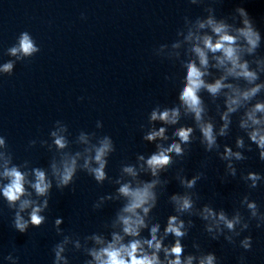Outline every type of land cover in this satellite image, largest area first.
Returning a JSON list of instances; mask_svg holds the SVG:
<instances>
[{"label":"clouds","instance_id":"9594fccd","mask_svg":"<svg viewBox=\"0 0 264 264\" xmlns=\"http://www.w3.org/2000/svg\"><path fill=\"white\" fill-rule=\"evenodd\" d=\"M192 2L195 3V0H192ZM237 11H239L241 17H243V27L237 28L235 30L236 34H231L229 32V26L223 21L217 22L210 17L206 21V24L216 36L215 42H213V37L210 35L193 37L191 32H189L186 38L188 40L195 39L197 41V45L192 51L198 57L200 67H198L195 62L187 64L185 84L178 95V99L185 107L186 112L193 114L202 136V143L206 144V151H210L214 146L218 147V145L213 124L203 121L204 107L202 99L198 95L201 89H206L212 96H216L224 88L232 90V94L228 95L226 99L227 110L220 117L223 124L220 128L219 135L225 136L229 124L231 123L229 114L236 112L242 105V102L250 101L262 88H264V84L255 83L259 79L257 71L250 69L248 61L241 59L242 53L246 52L251 55L260 47L261 34L254 27L253 22L249 19L248 14L243 8H239ZM199 27L204 28L205 22H199ZM238 41H242L243 43H238ZM201 44L203 45L202 47L200 46ZM173 47H179V45L174 44ZM38 52H40V48L28 32L21 33L18 45L9 49V53L13 56H17L18 59L32 57ZM207 52L220 53L221 55L214 57L217 61L215 66L223 67L225 70V75H222L212 83L205 82L203 77L207 75V72L201 70L202 68L205 70L208 68L209 60ZM256 63L259 66L264 62L257 61ZM13 68V62L9 61L0 66V72L11 74ZM228 77L241 78L248 84L254 86L241 91L238 88H234L231 84H226L224 82ZM258 113L264 114V102H257L245 113L246 118L241 120L240 127L243 129H251L247 133L248 138L259 150V159L264 161V127H261V125H264V116L258 117ZM179 117L180 110L178 107L170 109L165 108L163 110L155 108L151 111L149 120L150 122L161 121L166 125H175L178 123ZM97 126H101L99 121L97 122ZM165 132V127H160L158 130L152 129L143 136V139L148 142L156 141L158 138L166 140L167 136ZM192 133V127H180L174 132V136L178 137L179 143H172L166 148L158 144L157 152L151 154L147 158L142 155L138 156L137 159L144 161L152 176L155 177L161 170L165 169L173 162V153L177 156L183 155L184 150L181 145L190 143ZM51 135L55 137L54 143L58 148L63 149L66 147L67 141L64 136L58 135L56 132H52ZM80 140L87 142V138L83 134H81ZM4 145V139L0 138V146ZM244 146L243 138H237L236 147L244 148ZM93 147L95 152L94 160L98 166H90L89 159H85L83 168L87 170L97 183H103L107 179L105 168L108 164V160L106 157L115 151V145L113 140L105 135L99 141V146ZM76 155L79 156L80 154L77 153ZM3 157L4 154L0 153V158ZM221 159L228 161L226 165L228 175L225 177L231 176L235 178L237 170L232 164V160L244 161L246 157L242 152H234L231 147L225 146L221 154ZM9 162L10 158L5 160L6 165ZM51 167L58 190H63L74 183L77 171V161L74 157L63 160L60 167L55 163H53ZM141 167L143 168L144 165H141ZM122 172L133 178L137 176L136 168L133 165H124L122 167ZM33 175V181L27 180L26 174L19 170L16 165L11 167L5 166L3 172H0V176L8 181L6 184L0 186V197L6 201L9 209L14 210L12 226L20 233H26L30 227L39 228L46 223L47 219L43 213H45L49 207L53 183L52 180L47 177L45 171L40 168L33 169ZM200 178V175L193 176L191 179H182L181 183L187 188H194L197 180ZM242 178L251 182L248 185L250 190L256 189L259 183L264 181V175L255 171H248ZM157 183H159L158 180H152L151 182H145L142 186H137L135 188H133L130 183L120 184L117 191L120 196L127 199V203L117 214L116 223L122 226L124 236H130L134 239L130 240L128 243H124L123 236L118 233H112V239L106 246L100 247L99 249L93 248L88 250V254L92 257V260L88 261L87 264H93V261L95 264H194V261H198V264H219L218 257L214 252H207L199 257L191 254L186 257L184 256L185 246L182 240L188 232L185 227V221L179 219L177 215L168 217L163 237H158L160 226L159 224H155L150 228L149 239H136V237L140 236L141 230L148 227L145 217L156 207L157 197L153 189ZM26 184L34 191L36 197L44 198L42 202L23 198L32 195V193L26 189ZM104 199L105 197L103 196L99 198L101 202ZM171 200L175 205V211L177 213H193L195 202L191 195H173ZM240 204L246 207L248 212L247 218H245L239 210L229 218L223 209L216 211L208 205H204L203 208L196 213L203 221H210V223L205 224L204 231L209 234L215 233L211 236V239L218 240L219 237L224 234L225 229L233 233V236L239 237L242 232L249 229L252 220L256 221L257 228L264 226V213L260 211L255 200H251L249 195L246 194L240 199ZM99 207L100 204L98 203L93 205L94 209H98ZM26 210H29L27 216L22 215ZM62 223V217L55 219L54 227L57 233L61 231L59 225ZM188 225L189 227L194 226L191 220L188 221ZM237 226H239V231L237 230ZM168 235L173 236L175 239L170 246H165L163 244V239ZM233 236H224V239L230 244H235ZM91 238L95 240L97 244L105 243L99 236L93 235ZM68 241L69 237L65 236L62 242L54 245L52 249L54 253L53 264H68L67 257L63 255L65 251L64 246ZM239 246L246 251L251 250L252 237L250 235L245 236L239 241ZM76 247H80L79 241H76ZM193 247L199 250L200 245L194 242ZM161 251L164 254L163 260H161L159 255ZM5 259L11 261L12 264H17L19 258L14 257L10 253ZM244 259L243 256L239 258L240 264H244Z\"/></svg>","mask_w":264,"mask_h":264}]
</instances>
